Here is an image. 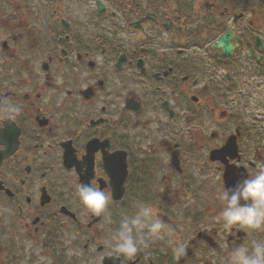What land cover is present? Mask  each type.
<instances>
[{
	"label": "flooded vegetation",
	"instance_id": "flooded-vegetation-1",
	"mask_svg": "<svg viewBox=\"0 0 264 264\" xmlns=\"http://www.w3.org/2000/svg\"><path fill=\"white\" fill-rule=\"evenodd\" d=\"M258 163L264 0H0V264H224L264 240L216 222ZM142 205L164 238L128 259L108 241Z\"/></svg>",
	"mask_w": 264,
	"mask_h": 264
},
{
	"label": "clouds",
	"instance_id": "clouds-1",
	"mask_svg": "<svg viewBox=\"0 0 264 264\" xmlns=\"http://www.w3.org/2000/svg\"><path fill=\"white\" fill-rule=\"evenodd\" d=\"M11 111H18L15 107ZM256 171L250 177L237 181L235 186L218 192L221 211L216 217L225 230L237 226L248 231L264 229V163L255 165ZM76 196L79 202L95 215L104 213L112 203V197L94 185H77ZM109 224L111 217L106 218ZM164 224L156 217L151 205H142L132 217L120 221L116 231L108 241L113 252L128 259L134 258L138 251L149 246V238L163 239ZM173 251L177 258L185 249L178 241ZM224 264H264V240H253L250 246H236L226 254Z\"/></svg>",
	"mask_w": 264,
	"mask_h": 264
}]
</instances>
